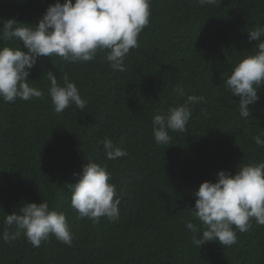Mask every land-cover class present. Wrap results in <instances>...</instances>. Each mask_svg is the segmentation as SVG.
Instances as JSON below:
<instances>
[{
  "label": "trees",
  "instance_id": "trees-1",
  "mask_svg": "<svg viewBox=\"0 0 264 264\" xmlns=\"http://www.w3.org/2000/svg\"><path fill=\"white\" fill-rule=\"evenodd\" d=\"M54 3L0 0V19L34 25ZM257 25H264V0H222L219 6L151 0L150 24L126 57L125 71H113L103 53L84 64L39 58L28 79L44 98L0 100V234L7 214L47 200L66 214L74 239L68 246L52 236L36 248L22 233L7 243L0 239V264H264V226L253 222L248 232L237 231L231 247H198L185 227L189 220L202 227L192 212L202 182H216L220 170L234 175L239 165L264 161V148L253 141L264 133V86L245 119L239 98L223 83L255 51L249 32ZM4 46L27 51L19 41H0ZM48 72L61 85L69 76L87 100L83 111H54ZM176 85L184 97L173 91ZM188 95L205 99L191 106L186 131L170 132V145L156 144L154 115ZM106 137L127 155L107 159L98 144ZM88 159L112 174L121 198L116 221L93 225L71 207L67 186Z\"/></svg>",
  "mask_w": 264,
  "mask_h": 264
},
{
  "label": "clouds",
  "instance_id": "clouds-1",
  "mask_svg": "<svg viewBox=\"0 0 264 264\" xmlns=\"http://www.w3.org/2000/svg\"><path fill=\"white\" fill-rule=\"evenodd\" d=\"M198 4L217 5L222 0H196ZM151 0H56L50 4L37 24L0 19V41L22 42L27 51L18 47H0V100L14 103L17 99L28 101L44 98V92L29 83L30 70L41 57L59 56L68 63L84 64L93 61L98 53L113 71H125V59L130 51L138 48L139 36L149 26ZM31 25V26H29ZM249 39L256 41L255 51L246 55L232 69L223 82L232 96L238 97L241 118H249L252 106L258 103V92L264 86V25H257L249 32ZM259 42V43H257ZM50 97L56 113L75 108L83 111V99L77 85L63 76L48 72ZM173 91L184 97L182 85ZM203 96L188 95L183 104L168 107L154 115L153 135L156 144L170 145V132H185L192 117L191 106L204 101ZM264 133L253 137L254 143L264 148ZM109 160L127 155L110 138L98 141ZM216 182L204 181L195 191L194 217L202 227L191 220L185 227L193 234L192 243L198 247L207 242H218L231 247L237 241V231L246 233L253 222L264 226V161L239 165L233 175L220 170ZM112 174L106 165L88 159L75 183L69 184L71 207L78 212V219L87 218L99 225L101 218L116 221L120 218L121 198ZM16 232L10 233L9 228ZM23 234L34 247L54 236L62 244L71 246L74 235L64 212L51 209L47 200L24 203L18 212L7 214L0 239L5 243Z\"/></svg>",
  "mask_w": 264,
  "mask_h": 264
}]
</instances>
